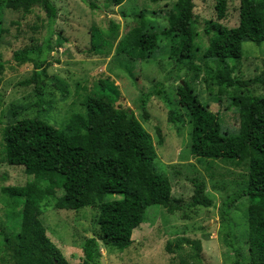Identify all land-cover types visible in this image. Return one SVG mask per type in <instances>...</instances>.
I'll return each instance as SVG.
<instances>
[{"label": "trees", "instance_id": "16d2710c", "mask_svg": "<svg viewBox=\"0 0 264 264\" xmlns=\"http://www.w3.org/2000/svg\"><path fill=\"white\" fill-rule=\"evenodd\" d=\"M110 5H120L124 0H104ZM228 0H216L214 11L217 20L226 16ZM0 5L13 10L30 13L40 6L51 27L57 17V8L50 0H0ZM91 8L98 5L89 0ZM193 0H175L166 10V25L160 30L154 26L142 27L138 20L119 37V24L111 21L107 30L96 26L90 29V49L95 53H107L112 48L117 55L129 60L151 58L160 45V37L167 41V56L186 65L188 69L200 70L192 59L201 51V59L213 61L216 68L204 70L212 83L221 89L235 88L228 98L236 105L239 114L237 131L225 129L217 112L199 101L193 88L186 82L177 87L178 102L183 106L191 122L190 152L200 161L221 160L234 166L246 168L244 186L229 193L222 204L221 215L229 220V210L243 197L248 198L247 233L245 243L250 264H264V58L258 74L242 79L234 75V66L227 60L242 56V44L246 41L261 44L264 41V0H239L238 24L226 27L218 21L209 20L205 32L215 30L207 46L201 49L196 43L198 35L193 14ZM136 17H139L137 14ZM33 40V39H32ZM50 41L44 44L31 42L13 51L17 62L34 64V92L39 108L42 102L44 80L49 62L45 53ZM5 61L0 58V85L3 80ZM128 73L133 79L130 69ZM99 92L87 94L82 101V111L72 113L56 127L38 115L23 117L6 125L2 130L3 160L10 165H22L33 179L24 185H7L1 192L9 197L23 198L18 232L12 243L14 264H105L100 256L98 240L104 245L120 250L128 247L132 232L145 220L150 205H161L167 212L182 210V200L172 197V183L167 175L157 170V156L153 139L148 130L129 107L119 103L120 89L111 79L98 81ZM263 89L261 94L253 86ZM161 95L160 89L154 90ZM149 95L139 99L144 120L149 117L146 101ZM16 112V111H15ZM168 120L176 124L173 109ZM158 142L162 143L159 129ZM193 193L188 206L209 207L211 199L205 193V183L192 179ZM58 189L61 195H56ZM108 194L120 198L106 200ZM53 199L56 209L78 210L95 205L98 208L97 231L85 239L82 257L69 263L61 250L47 236L39 218L41 205ZM8 240V238H6ZM188 254L166 263L137 264H192L200 263L201 241L177 237L168 241L170 251L183 250ZM235 254L241 256L239 246Z\"/></svg>", "mask_w": 264, "mask_h": 264}, {"label": "rangeland", "instance_id": "374dc122", "mask_svg": "<svg viewBox=\"0 0 264 264\" xmlns=\"http://www.w3.org/2000/svg\"><path fill=\"white\" fill-rule=\"evenodd\" d=\"M50 1L57 8V17L51 27L47 26L46 14L40 6H34L30 13H23L0 5V58L5 61L0 85V264H14L12 243L19 230L23 207V198L9 197L1 192V187L24 185L33 179L25 172L24 166L2 161L3 128L20 118L35 115L60 127L72 113L83 110L84 97L98 93V81L106 78L118 85L121 92L119 103L129 107L151 134L157 152L155 166L169 177L172 197L182 200L185 207L169 213L161 205H150L145 220L132 232V243L120 250L98 240L100 256L97 260L105 264L177 260L191 252L189 247L169 252L166 244L183 236L201 241L202 260L192 264H250L245 243L248 198L243 197L235 203L229 210L228 221L221 215L225 197L244 186L246 168L221 160L200 161L191 154L190 116L179 105L177 95V87L186 81L199 101L212 112H217L222 126L235 132L239 127V114L236 105L228 98V93L235 92V88L221 89L212 83L204 68L215 69L216 64L201 59V51H197L192 59V64L200 66V70L188 69L169 58L167 41L163 37H160V47L151 58L129 60L124 55H117L113 48L107 53H95L90 49L91 27L105 31L114 21L119 24L120 37L139 20L142 27L152 25L160 30L166 25V10L175 0H124L117 6L95 0L96 8L90 7L89 0ZM193 1L198 32L195 43L201 49L207 46L215 31L205 32L209 20L226 27L238 24L239 0H228L226 16L221 20L216 19V0ZM46 39L50 41V50L45 53L49 65L42 95L45 109L41 110L34 92L33 62L17 63L12 54L31 42L44 44ZM263 58L264 41L259 45L246 41L242 44V56L229 59L227 63L235 67L234 75L246 79L260 72ZM155 89H160L161 95H157ZM252 89L256 94L263 92L260 86L255 85ZM146 95H149L146 101L149 117L144 120L139 99ZM170 109L175 112L176 124L168 120ZM157 129L161 132V144ZM194 178L205 183L211 206L187 205L193 193L191 181ZM61 194L62 190L58 189L56 195ZM120 197L108 194L105 199ZM52 203L53 199L42 203L39 218L47 236L68 262L76 263L82 257L85 239L97 231L98 208L90 205L78 210L56 209ZM234 245L240 247L241 256L235 254Z\"/></svg>", "mask_w": 264, "mask_h": 264}]
</instances>
